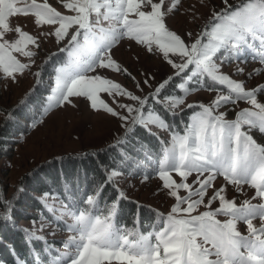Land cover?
Wrapping results in <instances>:
<instances>
[{
    "label": "snow or ice",
    "instance_id": "6c2138e0",
    "mask_svg": "<svg viewBox=\"0 0 264 264\" xmlns=\"http://www.w3.org/2000/svg\"><path fill=\"white\" fill-rule=\"evenodd\" d=\"M126 45L161 71L134 74L116 55ZM25 82L0 106V133L15 127L17 144L69 111L117 127L106 147L54 157L91 160V172L55 187L31 170L11 194L0 182V232H19L30 256L10 247L14 264H264V0H0V91ZM141 133L156 141L140 146L142 165L127 147ZM137 176L168 201L163 212L148 205L150 222L128 195ZM28 199L37 213L21 228ZM126 201L131 226L119 219Z\"/></svg>",
    "mask_w": 264,
    "mask_h": 264
},
{
    "label": "rangeland",
    "instance_id": "374dc122",
    "mask_svg": "<svg viewBox=\"0 0 264 264\" xmlns=\"http://www.w3.org/2000/svg\"><path fill=\"white\" fill-rule=\"evenodd\" d=\"M196 2L197 0H185V6ZM204 3L211 8L214 5H218L219 0H204ZM179 20L180 18H178ZM178 26L183 27L184 25L181 22ZM187 26L196 27L195 24ZM116 55L129 66L134 74L145 69L157 74L161 71L160 62L156 58L145 60L142 65L135 63L133 60L134 52L129 51L127 45L121 48ZM245 67L250 70L256 67V64L249 61ZM119 79L131 87L130 81L125 80L123 77ZM26 87L27 82L18 88H14L10 94L0 91V106L14 105ZM201 98L207 99V95L205 94ZM175 122L177 123V121ZM20 127L23 128V122H21ZM116 127L115 122L104 117L89 116L87 113L81 114L73 111L58 113L52 116L38 131L29 130L26 136H22L25 141L22 144L15 143L12 136L13 142L9 140L11 142L10 146H4L8 149L7 152L0 153V182L7 183L10 186L9 194H11L12 186L15 185L17 179L24 172L60 154L64 155L104 147L111 142V137L115 134ZM9 162L13 164L12 168L7 167ZM139 162L141 165L144 163L140 160ZM143 170L150 171L151 169H141L138 165L135 168H130V171ZM126 183L133 185V187L127 189L131 200L139 201L146 206L151 205L152 208L159 209L162 212L167 210L168 201L157 194L156 179L141 184L140 176H137L128 178ZM30 222L31 220H27L23 223L28 226ZM63 235L66 236L67 233ZM62 238L59 234L55 237L58 241ZM49 239L52 238L49 237ZM59 246L58 243L56 247Z\"/></svg>",
    "mask_w": 264,
    "mask_h": 264
},
{
    "label": "trees",
    "instance_id": "16d2710c",
    "mask_svg": "<svg viewBox=\"0 0 264 264\" xmlns=\"http://www.w3.org/2000/svg\"><path fill=\"white\" fill-rule=\"evenodd\" d=\"M183 118L186 119V116ZM180 119L181 118L176 119L178 125L180 123ZM14 132H16V128L11 127L6 132L0 133V136H3L4 139H6L7 141L4 146L7 145V147H9L10 143L13 142L11 138ZM9 140H12V141L10 142ZM155 143L156 141L153 138L148 137L144 133H141L139 141L138 142L134 141L133 143L129 144L127 147H128V150L132 153L133 159H135L136 161L140 160L141 162H144L143 161L144 153H140L139 155H137V153L140 150V146L144 145L145 147H148L150 145H155ZM97 149H93V150L90 149V150H85V151H94ZM118 152H119V149H116L114 151H109L106 154V157H105V153L101 152V156L105 157L110 162L111 159L114 158ZM69 154H74V153L64 154V156L67 157ZM81 167H87L89 172H91L92 169L95 168V164L93 163V161L89 160V161H85L84 164L81 165L79 161H69L68 159H65L63 163H61V162L56 161L54 158H52L50 160L43 161L39 163L38 165L32 167L27 172H24L21 176H24L25 173H28L31 170L40 171L42 169V171H40V176L41 177L47 176L49 183L53 184L55 187H59V182L56 181L55 179L57 176H60L61 174H69V177L72 178V176L75 175V170ZM132 167L135 168L136 165L134 164L132 165ZM25 182L27 183V180ZM34 195H37V193L33 192L30 188L29 197L34 196ZM131 201H134V200H131ZM144 206L145 207L140 210V215L142 218L150 222V218L153 216V213L149 210L148 206L146 205ZM21 208L24 211L18 220V225L21 228H23V227H26V225L23 222L27 220L30 221L31 218L36 215L37 206L34 205V201L32 199H28L27 204H22ZM136 211H137V208H136L135 203H130L127 201L124 202L122 205V211L119 217L120 222L127 224L128 226H131L133 222V218L136 214ZM0 241H2V243H0V262H3V264H14L13 255L9 251L10 247H15L17 252L20 254V256L30 259L28 251L25 248L24 243H23V237L19 232H13V231H7V230L0 232Z\"/></svg>",
    "mask_w": 264,
    "mask_h": 264
}]
</instances>
